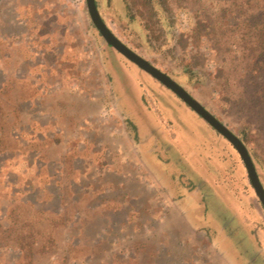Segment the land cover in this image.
Wrapping results in <instances>:
<instances>
[{
	"label": "rangeland",
	"instance_id": "1",
	"mask_svg": "<svg viewBox=\"0 0 264 264\" xmlns=\"http://www.w3.org/2000/svg\"><path fill=\"white\" fill-rule=\"evenodd\" d=\"M126 1L97 0L110 28L240 137L245 130L264 167V139L223 98L210 41L202 35L181 45L197 3L172 2L171 16L156 21L142 0ZM201 1L213 11L223 3ZM42 21L54 31L52 45L33 47L32 25ZM196 51L204 62L191 66ZM0 94L8 97L3 107L19 109L14 132L24 140L0 153L2 222L12 199L62 210L61 182L69 216L75 198L88 220L85 232L79 220L35 224L33 252L0 247V264H264V208L237 150L109 46L85 0H0ZM43 164L46 182L34 175ZM78 240L89 248L68 251L66 241Z\"/></svg>",
	"mask_w": 264,
	"mask_h": 264
},
{
	"label": "trees",
	"instance_id": "2",
	"mask_svg": "<svg viewBox=\"0 0 264 264\" xmlns=\"http://www.w3.org/2000/svg\"><path fill=\"white\" fill-rule=\"evenodd\" d=\"M142 2L146 7V12L156 21L165 20L171 16L172 2L180 6L197 3L195 7L193 6L195 12L193 33L188 36L181 34V45L184 47L189 38L193 37L197 40L202 35L210 41L217 59V75L222 79L223 98L230 107L244 113L248 117V125L254 129L255 136L264 139V0H223L219 10L215 11L201 0H142ZM227 12L232 15L231 21L227 20ZM190 58L191 66L204 62L201 51L191 53ZM5 101H8V97L4 99L0 94V153L17 151L24 143V140L14 132L19 122L17 118L19 109L15 106L3 107L1 102ZM241 133H243L241 139L248 147V133L245 130ZM7 139H10L8 143H6ZM38 140L44 143L43 139ZM248 149L264 186V167L258 160L259 156L250 147ZM45 170L47 168L43 164L34 173L35 177L37 179L43 177L46 182L50 176ZM70 183L71 181L68 184ZM61 184L60 200L63 209L60 211L46 212L34 207L31 202L13 199L9 201L5 212L7 222L4 223L0 219V227L2 226L0 247L27 250L30 255L33 252L31 247L37 239L36 232L39 231V229L34 230L33 225L36 226L35 224L43 221L67 224L72 220H79L82 226L78 229L82 232L87 230V215L80 217L79 208L74 205L77 203L75 198H72L73 204H71L74 213L72 212L69 216L68 203L70 200L66 201L67 190L65 184L62 182ZM52 195L53 193L50 192L46 198ZM66 246L69 248L68 251L78 246L89 248V245L80 244L79 240L75 243L66 241ZM40 248H45V246L41 245Z\"/></svg>",
	"mask_w": 264,
	"mask_h": 264
},
{
	"label": "water",
	"instance_id": "3",
	"mask_svg": "<svg viewBox=\"0 0 264 264\" xmlns=\"http://www.w3.org/2000/svg\"><path fill=\"white\" fill-rule=\"evenodd\" d=\"M85 3L93 24L109 46L116 49L127 59L150 73L154 78L171 89L234 146L242 159L249 181L255 191V194L257 195L264 208V186L259 177L251 153L241 137L236 132H234L225 122L219 119L211 110H209L199 99L193 96L171 75L160 69L149 59L141 55L139 52L130 47L126 42H124L103 19L96 4V0H85Z\"/></svg>",
	"mask_w": 264,
	"mask_h": 264
},
{
	"label": "crops",
	"instance_id": "4",
	"mask_svg": "<svg viewBox=\"0 0 264 264\" xmlns=\"http://www.w3.org/2000/svg\"><path fill=\"white\" fill-rule=\"evenodd\" d=\"M54 8L47 6H43L42 11L44 13H47L46 15H50V16H57V18H59L60 14H59V10L57 9L56 11H53ZM40 12V11H39ZM44 26H46L44 24V21L40 22V23H33L32 25V30L35 32L33 38V42H36V44H32L33 47H36L37 45L41 47H48L52 45V35L54 33V31L50 28H47L44 30ZM32 47V46H31ZM36 52V51H35Z\"/></svg>",
	"mask_w": 264,
	"mask_h": 264
},
{
	"label": "built area",
	"instance_id": "5",
	"mask_svg": "<svg viewBox=\"0 0 264 264\" xmlns=\"http://www.w3.org/2000/svg\"><path fill=\"white\" fill-rule=\"evenodd\" d=\"M74 1H79V2H81V1H84V0H74Z\"/></svg>",
	"mask_w": 264,
	"mask_h": 264
}]
</instances>
